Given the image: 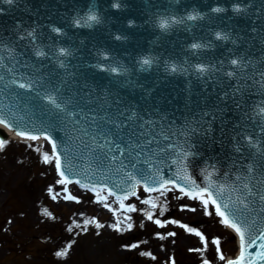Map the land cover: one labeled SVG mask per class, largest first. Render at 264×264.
Returning a JSON list of instances; mask_svg holds the SVG:
<instances>
[{
    "label": "water",
    "instance_id": "obj_1",
    "mask_svg": "<svg viewBox=\"0 0 264 264\" xmlns=\"http://www.w3.org/2000/svg\"><path fill=\"white\" fill-rule=\"evenodd\" d=\"M0 65L1 119L49 127L66 172L194 180L264 231V0H0Z\"/></svg>",
    "mask_w": 264,
    "mask_h": 264
},
{
    "label": "rangeland",
    "instance_id": "obj_2",
    "mask_svg": "<svg viewBox=\"0 0 264 264\" xmlns=\"http://www.w3.org/2000/svg\"><path fill=\"white\" fill-rule=\"evenodd\" d=\"M4 141L0 147V264H219L220 255L236 252L233 235L219 224L210 207L213 214L205 216L197 210L203 206L199 199L193 201L171 189L141 192L121 203L126 211L117 202L116 210L125 215L121 220L110 211L109 202H100L107 198L104 192L91 195L75 187L79 202L65 201L64 195L57 202L47 191L58 179L50 149ZM45 152L49 163L44 162ZM62 188L59 184L61 194ZM129 205L137 210H129Z\"/></svg>",
    "mask_w": 264,
    "mask_h": 264
},
{
    "label": "snow or ice",
    "instance_id": "obj_3",
    "mask_svg": "<svg viewBox=\"0 0 264 264\" xmlns=\"http://www.w3.org/2000/svg\"><path fill=\"white\" fill-rule=\"evenodd\" d=\"M7 3H11L12 0H6ZM118 5H113V7H117ZM213 11H220V9H213ZM188 19H195V17L193 16H189ZM87 20L88 21H96L97 20V17L94 15V14H90L88 17H87ZM90 26V25H89ZM160 27L161 28H164L166 27V24L165 22H161L160 23ZM54 31H59V29H54ZM219 33L217 34V37L219 38ZM192 48H198V47H201V45H198V44H193L191 45ZM64 50L61 49V52H63ZM37 56L41 55V53L37 52L36 53ZM144 64H149L150 61L149 60H144L143 61ZM231 63L233 65L237 64V61L236 60H232ZM198 70L200 71H203V68L202 66L200 65H197L196 66ZM112 71H115V69H112ZM20 88H25L26 85L21 83L18 85ZM5 121L3 120H0V123H4ZM18 135H21L22 137L28 139V140H32V141H35L38 139V137L36 135H33V134H28V133H23V132H18ZM42 136L43 138L46 140V141H49V143L51 144V153L52 155H57V144L52 142V138L45 132V133H42ZM6 143V141L0 139V147H2L4 144ZM189 153L188 152H184L183 155H182V159L183 158H186L188 157ZM44 162L45 163H49V153L48 152H45L44 153ZM55 169H56V172L61 176L63 177L65 175L64 171L62 170V166H61V161H60V158L59 156L57 155V158L55 160ZM57 184H63L64 183V180L63 179H58L56 181ZM166 185H171L172 188H177L179 189V191L181 193H184V195L190 197L193 201L199 199L200 202L202 203L203 205V211H204V215L205 216H208V215H212L213 213L209 211V205L211 204L214 208V215L219 219V224L221 225H228L230 226L231 228L235 229V231L237 233L240 234V257L237 258L236 260H229L227 261V264H242V261L245 260V257H244V251H245V248H253L254 246L257 245V241H264V231H261L260 234L254 238H252L250 241H246L245 240V235H244V232L241 230V228L234 222H230L228 216L226 215L225 211L222 210L221 208V205L217 202V200L213 197V194L212 192L209 190L208 187L206 186H200L199 187V191L196 193V194H193L192 191H185V187L183 186H179L177 184V181L175 179H172V178H167L165 180H163L162 182H160V189H163L165 188ZM160 189H156L157 191H159ZM51 191V189H49ZM145 192H152L154 189L152 187H148V186H145ZM130 195H133L135 196L136 195V192L135 191H132L130 193ZM176 199H180V197H175ZM264 199V198H262ZM142 203H149L148 200H143ZM153 207H155V204L152 205ZM129 210L131 211H136L137 209L135 208L134 205H129ZM183 207V206H182ZM192 211H196V209H191ZM148 219L151 220L152 219V216L151 214L149 213L148 214ZM157 224L160 223L159 220L156 221ZM129 228L132 227L131 224L128 225ZM170 235H172L170 233ZM197 235H199V233H197ZM212 243L214 244H218L219 241L217 240H213ZM259 248H260V251L256 252V253H248V260L250 261L252 259V257L254 255H258L261 259H264V243H261L259 245ZM217 251H219V248H217ZM57 256H62L64 255L63 252H57L56 253ZM221 260H224L225 257L223 255H220L219 257ZM205 264H208L207 261H205Z\"/></svg>",
    "mask_w": 264,
    "mask_h": 264
},
{
    "label": "bare ground",
    "instance_id": "obj_4",
    "mask_svg": "<svg viewBox=\"0 0 264 264\" xmlns=\"http://www.w3.org/2000/svg\"><path fill=\"white\" fill-rule=\"evenodd\" d=\"M0 126H2L1 124H0ZM6 132H7V134L9 135V139H17V140H20V141H22V140H26V138H24V137H20L19 135H16V134H14V133H12L11 131H9L7 128H6ZM28 140V139H27ZM32 143H37V144H41L42 146L43 145H48L47 144V142H45V141H43L42 142V139H37V140H35V141H32ZM52 162H53V160H52ZM56 179L54 180V183H55V187H53V186H50V188L49 189H51V191L48 189L47 191L49 192V196L50 197H52V199L53 200H55V201H57V202H61V200L63 199L62 197V194L58 191V185L59 184H57L56 183ZM166 190H168V187L167 188H165ZM115 201H113V200H110L109 201V205H110V211L113 213V215H115V217H117V218H119L120 220L121 219H123L124 217H125V215L121 212V211H117L116 210V208H115ZM98 206H101L100 204L98 205ZM199 211H203V206L202 207H199V209H198Z\"/></svg>",
    "mask_w": 264,
    "mask_h": 264
}]
</instances>
